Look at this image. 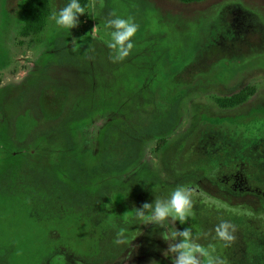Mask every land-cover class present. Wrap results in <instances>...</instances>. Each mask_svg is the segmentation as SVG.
<instances>
[{"label": "rangeland", "instance_id": "obj_1", "mask_svg": "<svg viewBox=\"0 0 264 264\" xmlns=\"http://www.w3.org/2000/svg\"><path fill=\"white\" fill-rule=\"evenodd\" d=\"M19 1L0 0V196L8 197L0 200V264H52L58 255L64 264H172L161 233H197L196 221L147 225L123 217L128 211L115 202L152 187L199 188L264 214L262 193L222 184L214 172L221 165L231 175L249 161L264 188V0H89L87 28L57 29L49 20L30 37L20 34ZM68 2L49 0L51 13ZM112 12L139 25L132 53L117 63L105 26ZM248 87L257 92L241 106L216 104ZM29 111L40 122L27 135ZM30 203L68 215L74 254L58 250L42 261L30 246L19 255L32 243L21 234L32 224ZM99 208L112 211L111 227L93 258L78 257L88 249L87 216L104 217ZM121 228L129 243L115 245ZM235 237L230 247L215 242L227 264H264V232Z\"/></svg>", "mask_w": 264, "mask_h": 264}, {"label": "clouds", "instance_id": "obj_2", "mask_svg": "<svg viewBox=\"0 0 264 264\" xmlns=\"http://www.w3.org/2000/svg\"><path fill=\"white\" fill-rule=\"evenodd\" d=\"M85 15V8L79 0H69L58 11L52 12L50 20L57 29L69 30L79 26V17ZM105 26L111 30V41L108 44L111 50L109 59L113 63L122 62L130 56L134 49L133 39L136 36L139 25L132 18H121L115 12L111 13V18L105 21ZM96 31V27L92 32ZM74 43V41H73ZM75 51L76 48L74 47ZM133 213L135 218L147 225L163 227L166 221L171 220L174 224H187L189 218H195L193 211V189L188 186H177L167 198L156 197L154 203H143L140 207H134L132 212L123 215L127 217ZM111 219V217H109ZM214 240L222 243L223 247H230L235 242V225L228 221L221 220L215 227ZM161 238L168 243L167 250L163 253L165 257L172 255V264H227L218 254L217 244H201V234L193 233L192 227L185 228L183 231L175 229L169 233L164 231ZM115 245L129 243V236L126 230L121 228L117 231ZM132 252L126 260L129 261ZM52 264H64V257L58 255L53 258ZM150 264H158L155 259Z\"/></svg>", "mask_w": 264, "mask_h": 264}, {"label": "flooded vegetation", "instance_id": "obj_3", "mask_svg": "<svg viewBox=\"0 0 264 264\" xmlns=\"http://www.w3.org/2000/svg\"><path fill=\"white\" fill-rule=\"evenodd\" d=\"M24 118L23 124H27L28 128L26 130L27 135L32 132L33 129H35V124L39 123V118L34 117L33 113L31 111L25 112L22 116ZM17 130L21 131L18 127L17 123ZM186 161L182 160V163ZM241 164H246L248 169L246 170V180L245 178L238 172L235 175H224L223 167L221 165L217 166L216 170L214 171L216 174V177L218 179H221V183L224 184L230 183L231 180L236 181V188L240 191L248 192V193H254L261 195V193L264 195V190L260 189V185L257 186V182L255 183V179H252V174L254 173L253 166L249 161H242ZM239 164H237V168L239 167ZM235 166V168H236ZM197 168V167H196ZM253 168V169H252ZM192 169V166H189V170ZM213 172V174H215ZM221 176V177H219ZM249 183V185H248ZM254 186V187H253ZM263 188V187H261ZM175 188L161 186V187H152L151 189L140 191L139 193L131 194V193H124L122 195V198H120L118 201H115L118 206H122L123 208H126L123 211L132 212L134 210V207H140L143 203H154L156 197L161 198H167L169 194L174 190ZM193 189V211L195 213L194 220L196 221V224L198 226V232L201 234L202 238L200 239V243L207 245L209 243H215L219 242L213 239L215 236V227L216 225L221 221H232L233 225L236 227L235 233H243L246 230L251 231L254 235L260 236L264 232V214L257 215V213L254 212L252 207L250 206H238L233 207L230 206L223 201H220L218 199H213L203 193L199 188H192ZM226 206V207H225ZM62 208H65L62 206ZM225 209H229L228 211ZM97 212V211H96ZM112 212V211H111ZM110 209H98V214L104 216L100 219L98 223H93L90 216L88 217L89 223L91 225V231L93 232V238L95 239V245L97 247L100 246L101 238L106 236L108 230L111 227V219L109 217L111 216ZM77 215H84V213H73ZM68 215H62L61 217L57 218H66ZM86 216V214L84 215ZM193 219V218H192ZM64 229L58 230L57 233L59 234L58 239L62 242L64 239L63 232ZM194 233V234H197ZM239 238V237H238ZM241 240V238H240ZM239 240V241H240ZM221 243V242H219ZM97 249V248H96ZM64 251L73 253V251L68 250L67 248L63 247ZM97 251V250H96ZM96 251L93 255H89L87 257L78 256L81 258H93L96 255ZM74 254V253H73ZM76 255V254H75ZM224 258V256H223ZM228 259V256L225 257ZM230 258V257H229Z\"/></svg>", "mask_w": 264, "mask_h": 264}, {"label": "trees", "instance_id": "obj_4", "mask_svg": "<svg viewBox=\"0 0 264 264\" xmlns=\"http://www.w3.org/2000/svg\"><path fill=\"white\" fill-rule=\"evenodd\" d=\"M183 3H201L208 0H180ZM81 5L87 9L89 5V0H79ZM19 10H20V23L22 26L20 34L23 37H30V36H38L45 32L48 27L50 16H51V9L49 0H20L19 1ZM80 29L87 28L85 21L83 20V16L79 17V26ZM2 83V78L0 77V85ZM257 90L255 87H248L241 91L240 93L233 95L231 97H223L217 98L216 104L223 109H232L241 106L242 104L246 103L250 98H252L256 94ZM248 169L246 164H239V167L229 169L231 171L230 174L235 175L238 172L245 178L247 175L246 170ZM249 185V183H248ZM259 186L258 184H256ZM263 187V185H260ZM259 186V187H260ZM264 190V188H261ZM7 199V196H0V200ZM25 198L28 199L27 196ZM29 200V199H28ZM30 202V201H29ZM226 207V206H225ZM29 209L32 211V216L30 217L32 220V224L28 229V232L25 234L21 233L22 235H26L29 240L27 244L21 248L19 255L25 253L26 248L33 246L34 252L36 254V258L44 259L49 258L52 254L57 252L58 250H62L63 247L70 250L69 241L72 238V232L67 225L68 217L66 218H57L55 216H51V214L42 213L41 211H36L33 205L30 203ZM229 210V209H225ZM89 222V221H88ZM90 224V223H89ZM64 229L63 237L64 241L57 239H52L51 233L54 231H58ZM5 234V231H3ZM82 233V231H81ZM86 234V233H84ZM84 234L82 237L84 238ZM87 235V245L88 249L84 252L78 251V256L87 257L89 255H93L94 252L97 250V246L95 245V239L93 238V232L91 231L90 225V234ZM25 236V237H26ZM76 246L80 248L82 245V239H77L75 242ZM75 251V250H71ZM27 252V251H26Z\"/></svg>", "mask_w": 264, "mask_h": 264}]
</instances>
